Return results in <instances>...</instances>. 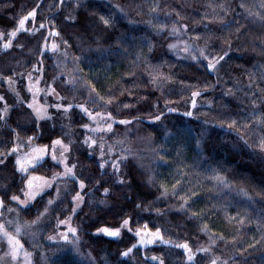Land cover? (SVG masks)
I'll list each match as a JSON object with an SVG mask.
<instances>
[{
  "label": "clouds",
  "instance_id": "obj_1",
  "mask_svg": "<svg viewBox=\"0 0 264 264\" xmlns=\"http://www.w3.org/2000/svg\"><path fill=\"white\" fill-rule=\"evenodd\" d=\"M0 264H264V0H0Z\"/></svg>",
  "mask_w": 264,
  "mask_h": 264
}]
</instances>
